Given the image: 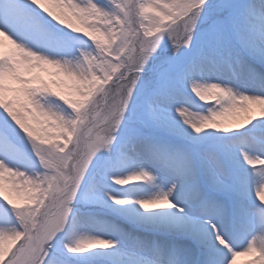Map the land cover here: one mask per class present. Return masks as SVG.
<instances>
[{
	"label": "snow or ice",
	"instance_id": "snow-or-ice-1",
	"mask_svg": "<svg viewBox=\"0 0 264 264\" xmlns=\"http://www.w3.org/2000/svg\"><path fill=\"white\" fill-rule=\"evenodd\" d=\"M153 6L159 12L146 17L145 11ZM68 11L83 28L70 21ZM146 20L151 23L146 24ZM45 24L59 25L50 40L63 38L70 42L78 38L72 35L75 33L91 42L90 50H82L71 60L50 56L18 39L17 33L40 36ZM165 36L177 54L194 45L196 54L185 64L175 59L154 64L150 83L142 86L145 70ZM4 37L15 45L19 58L17 52L0 50V136L7 142L13 134L22 132L44 171L32 175L0 159V200L14 218L11 227L0 226V264H54L49 261L50 242L68 226L71 204L88 171L99 153L110 150L116 141L115 134L129 119L134 99L138 98L139 103L127 135L133 147L151 149L152 133L167 123L166 105L173 99L181 77L187 79L194 71L219 72L235 63L251 81L264 87V2L257 6L240 0H167L163 4L159 0H149L148 4L143 0H111L108 10L95 0H0V38ZM41 65H52L57 70L55 76L71 81L70 92L65 94L47 82H38L40 78L30 72ZM9 79L15 85L7 83ZM190 87L201 101L210 96L217 101L208 114L192 113L183 106L176 109L196 133L221 128V117L245 113L250 104L264 105V94L237 93L219 82L191 80ZM6 93L12 95L6 98ZM248 119L251 121V117ZM260 147L264 151V141ZM155 154L179 179L159 197L138 203L145 210L174 209L183 214L177 216L183 221L176 225L177 230L191 231L199 243L183 239L178 244L156 246V258L143 264H235L242 250L258 252L259 260L264 262V204L249 206L242 195L231 199L232 194L240 192L238 178L216 156L202 155L198 161L182 149ZM244 159L249 165L259 164L258 173L264 177V158L244 153ZM201 169L211 177L206 186L200 180ZM155 179L150 171L141 170L117 178L115 183ZM180 181L184 183L185 198L205 214L203 223L184 221L186 209L172 198ZM6 182L27 206L5 194ZM262 189L258 188L256 195L264 200ZM113 199L120 205L127 203ZM227 218L237 222L232 237L220 223ZM257 225L261 234L252 235L247 245L237 250L233 238L246 239ZM97 248L115 249L117 241L81 236L68 251L84 254Z\"/></svg>",
	"mask_w": 264,
	"mask_h": 264
},
{
	"label": "rangeland",
	"instance_id": "rangeland-1",
	"mask_svg": "<svg viewBox=\"0 0 264 264\" xmlns=\"http://www.w3.org/2000/svg\"><path fill=\"white\" fill-rule=\"evenodd\" d=\"M74 2L79 3L80 0H74ZM95 2L99 3L108 10L111 9V0H95ZM143 2L148 4L149 0H143ZM159 2L163 4L166 3L167 0H159ZM240 2L254 3V0H240ZM158 12L159 9L153 6L145 11L144 15L146 17H154ZM68 18L76 26L81 28L84 27V25H82L70 11H68ZM145 23L150 24L151 21L146 20ZM165 23H169V21H165ZM57 28H59V25L45 24L43 34L34 37L32 40L31 44H33V48L40 52H46L50 56L67 58L71 60H75L77 57H79L82 50H90L91 42L82 35L75 33L72 35L77 36L78 38L71 40L70 42L63 38L50 40V35L55 33ZM65 31H67V29H65ZM8 41L10 42L9 39ZM170 41L171 40L167 36L164 37L157 53L158 55L156 54L153 61H150L149 67L147 69L152 68L154 64L166 62V60L163 59L165 56H171L169 57V60L175 59L178 63L185 64L196 54L197 47L194 45L192 49L182 48L179 54L174 51L175 49H171L174 51L173 54H169L168 52L165 55H162L165 53L164 50H168L170 47H172V44L169 43ZM3 52L9 53L8 51ZM232 64L225 66V68L219 72L232 74L230 68L231 66H234ZM22 70L26 71V68H22ZM56 71L57 70L52 65H41L32 69L30 74L39 77L40 79L38 82H47L54 90L63 91L65 94H68L70 92L69 86L71 81H67L63 76H55L54 73ZM150 73H152L151 70ZM191 75L187 79L181 77V79L178 81L174 91L173 99L166 105L165 119L167 123L163 127L155 129V131H163L165 133L152 134L154 138V145L161 152L177 149L188 150L197 160L202 155L212 154L216 156L224 165L225 169L231 173L233 177L238 178L237 188L240 190V192L232 194L231 199L241 198L242 195L245 199V202L249 206L254 207L255 205L264 204V200H261V198L256 195L257 189H254V191H248L246 189V183L248 182V179L245 175L246 170L243 171L238 168V166L245 164L244 160L242 159V149L239 148L241 145H237L238 143L235 141V139L226 137L237 132H239V134L243 133L250 123L248 117L253 119V108L260 110L261 113V110L264 109V106L258 103L250 104L247 106L248 111L245 113H230L221 117L219 120L221 128H210L205 129L201 133H196L189 124L184 122L183 117L179 115L176 109L183 106L187 107L192 113L208 114L209 109L214 108L217 104V101L214 96H210L207 100L201 101L191 90ZM151 76L152 74H145L142 77V86H146L150 83ZM54 80L64 81V83H53ZM6 82L15 85V82L11 79L7 80ZM244 93L258 94L254 91H244ZM11 95V93H6V98ZM138 103V98L133 100L132 110H130L128 113L129 119L125 121V126L115 134L117 139L114 144L110 146V150H102L95 158L91 169L88 171V174L81 185L75 201L71 204L72 213L68 226L65 230L61 231L53 241L50 242L49 261L54 262V264H143L144 261L152 260L151 254L148 253L152 252V250L150 251L149 248H144L139 243L140 237H138V233L131 232V230L127 231L126 228H123V231L113 228L111 232H106L107 234H103L101 236L102 238L117 241V248L114 250L100 248V251H104V254L101 253V255L98 256H88V252L84 254H73L67 249V245H72L70 243L72 238L69 236V230L70 228H73L75 218L82 222H86L85 218L96 220L97 217L106 213L104 210H102L104 207H106V201L100 200L98 198L91 199L90 197V194L93 193V190L90 188L91 181H98L101 186V188L98 190L104 194L108 193V191L113 188L127 189L128 187H132L138 183L137 181H130L127 185H119L115 183L116 177L120 175L122 176L124 173L113 170L114 164L117 162L121 150H124V148L128 146L133 147V144L127 135L126 129L129 126V123L132 122V117L134 115L133 110L136 109ZM2 112L3 110L0 109V113ZM30 122L33 124L35 123L34 121ZM224 128H227L228 132H224ZM50 131L54 132L55 130L50 129ZM6 143L7 147L5 146ZM0 147L10 151L9 153H0V159H5L11 166L26 171L32 175L44 171L41 161L36 155L32 144L29 143L28 139L22 132L19 134H13L11 140L7 142L3 136H0ZM134 148L138 150L140 149L141 151L142 149H147L145 146H136ZM145 151L141 153H144ZM244 166H246V164ZM249 171L252 170L249 169ZM210 179V175L201 169V183L205 184L206 186ZM262 191H264V189H262ZM4 192L14 202L20 204L21 206H27L25 200L18 196L17 193L11 188L10 182L5 183ZM146 192L148 191L146 190ZM157 197V195H154L151 196L150 199ZM177 204L186 209L187 216L184 217V221L189 223L191 221H199L203 223L206 220L205 214L195 202H190L185 197H183L182 203ZM5 205L6 204L0 200V226L11 227L12 223L14 222V218L8 211L5 210V207H7V205ZM134 210L135 209H132V211ZM167 210L168 209H159V212H157L158 210L156 209L149 210L148 214L151 218L148 217V219L143 220L142 224L144 226L152 225L157 229V231L165 229L167 234H178L184 239L192 240L198 244L199 241L195 236L192 235L191 231L177 230V216H183V214L171 209V212L168 211L170 213L168 217ZM135 212L138 211L135 210ZM220 223L224 227L226 233L232 237L237 222L232 218H227L221 220ZM251 238L252 234L246 239L237 236L233 238V242L236 245L237 250H239L245 247ZM65 250H67L66 255L64 254ZM115 253H118V255ZM228 259L230 260V254ZM235 264H264V262L260 261L259 258H256V253H249L242 250L241 255L236 257Z\"/></svg>",
	"mask_w": 264,
	"mask_h": 264
},
{
	"label": "bare ground",
	"instance_id": "bare-ground-1",
	"mask_svg": "<svg viewBox=\"0 0 264 264\" xmlns=\"http://www.w3.org/2000/svg\"><path fill=\"white\" fill-rule=\"evenodd\" d=\"M264 2V0H255V3L257 6ZM18 39L24 41L26 44L31 46L33 48V44H31L32 40L34 39V36L27 35L24 33H17ZM3 40V44L0 45V50L2 51H8V52H17V56L19 58L18 51L15 48V45L12 44V42L8 41V38H0ZM234 73H241L242 78V87H245L247 89L259 92L264 94V89L259 86L258 82L251 81L246 73H244L238 65L235 66V69L233 71ZM212 76L217 77V74L215 73V70H203V71H194L191 75V80H196L200 83H207V82H215L210 79ZM222 76H220L221 78ZM228 78H225L227 81H231L230 75H227ZM226 85H229V83H226ZM233 89V88H232ZM234 90V89H233ZM264 111L260 113V116L258 119L253 118L250 122H253L252 124L249 123V126H255V127H261L264 125ZM248 130V129H247ZM246 130V131H247ZM254 136H259L256 132L247 133L246 135H238L236 137L232 136L233 139H236L237 141H242V139L245 141H249L253 146H256L258 144H255ZM238 143V142H237ZM255 144V145H254ZM150 150L148 153L140 155L138 150H135V148H131L128 151H126L124 154L121 155L120 159L118 160L116 164V170L122 171L126 170L127 173L124 174V177H127L129 175H133L136 173H139L141 170H148L151 173H157L161 179L157 180V182L154 181H137L138 183L133 185L132 187H128L124 190H117V189H111L108 191V193L104 194L100 192L98 189L101 188L100 185L97 183H93L90 188L93 190V193L90 194L91 199L98 198L100 200L106 201V213L102 216V219L105 220L108 224H103L102 220L97 218L94 219H88L85 218L86 222H82L78 219H74V226L72 230H74L73 234L71 231V237L74 239L73 241L76 242V240L81 236H96L101 237L103 234H107L106 232H109L113 229L115 224H119L121 228H126L131 231H137L139 233H142L146 235L144 240H142V246H151L153 249L156 246H161L164 244L174 245L179 240L183 239L181 235L178 234H167L166 230L157 231L156 228H154L152 225L144 226L142 224L143 220L151 218L148 214L149 210L143 209L140 204L136 202V199H150L152 195H155L159 193L161 195L164 192H167L173 183L177 182L179 179L177 175L175 174L174 170L170 167L166 166V169L164 167L162 168V165L164 164L162 162V158L156 155V151H160L158 148L153 146V148H148ZM2 147H0V153H9L10 151L6 150ZM161 152V151H160ZM261 152H263L261 150ZM249 155V154H248ZM251 156V155H250ZM14 157V156H13ZM200 157L198 158L199 161ZM244 162L246 163L247 167L244 165L238 166L239 169L245 171L248 168L254 167V169H258L260 167L259 164L252 166L249 165L244 157H242ZM155 161L156 164L152 165L151 162ZM162 164V165H161ZM246 178L248 179V182L246 185H248V189H254L252 187L256 183H263L264 179L261 178L257 170H254L253 172H246ZM258 175V176H257ZM119 178H122L121 176ZM145 189H148L150 192H146ZM102 191V190H101ZM115 197L116 199H122L127 201V203L120 205L115 202L113 199ZM184 197V183L183 181H180V187L176 190V192L173 195V200L175 202L181 201ZM132 209L137 210L138 212L132 211ZM157 212H159V209ZM168 211H172L171 209H168ZM122 215L127 216L129 220L123 219ZM170 213L168 212L167 216L169 217ZM169 219V218H168ZM170 220V219H169ZM183 221L178 220V224L182 223ZM119 229V227H117ZM141 234V235H142ZM253 234L260 235L261 231L259 228V225H257L256 229L253 231ZM154 235H157L159 237H155ZM166 239V243L164 244L157 243L159 239ZM151 239H155V242H152ZM74 242V243H75ZM72 243V244H74ZM139 248V246H138ZM114 250V249H113ZM101 253L104 254V251H100V248L89 250L88 256H98L101 255ZM256 258H259L258 252H256Z\"/></svg>",
	"mask_w": 264,
	"mask_h": 264
}]
</instances>
